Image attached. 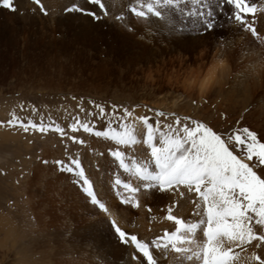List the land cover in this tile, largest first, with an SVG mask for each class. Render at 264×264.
Returning <instances> with one entry per match:
<instances>
[{
	"label": "rangeland",
	"instance_id": "374dc122",
	"mask_svg": "<svg viewBox=\"0 0 264 264\" xmlns=\"http://www.w3.org/2000/svg\"><path fill=\"white\" fill-rule=\"evenodd\" d=\"M41 2L47 15L33 0H14L15 11L0 7V122H5L0 124V264H136L131 259L133 249L116 238L109 217L93 206L75 178L61 172L54 162L79 157L112 218L117 217L125 231L145 240L175 227L166 220L170 205L173 214L186 220L192 218L191 201L195 196L183 188L180 191L184 197L179 192L142 191L139 209L121 205L113 190L114 180L118 177L134 186L139 181L123 172L111 157L110 151L117 146L82 129L72 132L68 126L79 119L102 130L105 119L99 117L96 105H103L109 114L116 105L118 116L128 108L133 118L152 116L150 122H154L149 109H159L175 113L182 122L185 117L204 122L221 134L247 127L264 142V28L259 26L264 0H250L257 3L260 11L255 20L260 41L228 20L226 17L234 9L221 5L219 0L210 5L217 19L214 30L197 29L189 18L188 31L173 33L166 25L157 24L155 18H141L146 23L144 32L128 30L131 36L124 37L125 42L113 41L111 34L97 32H109L111 25H125V18L136 19L127 12L133 0H122V20L117 19L120 13L108 12L104 16L98 6L78 0L74 4L102 17L94 20L78 12V21L65 19L68 12L60 10L52 16ZM91 26L97 28L93 32L97 34L96 46L92 45L91 36L80 32ZM219 60L228 68L227 77L222 76L221 80L244 81L249 90L245 84L228 92L219 91L217 86L201 90L200 80ZM190 84L195 88H185ZM219 112L222 118L215 123ZM13 114L25 122L63 127L66 136L55 131L25 133L11 128L6 121ZM160 119L165 124L174 123L171 115ZM138 129V138L142 139L146 129L142 125ZM71 136L85 143H73ZM119 147L127 156L139 160L150 156L143 143L132 148ZM263 172L264 169L258 170L262 177ZM14 239L20 246L13 244ZM253 252L264 258V246H253L241 253L242 259ZM167 264L172 261L169 259Z\"/></svg>",
	"mask_w": 264,
	"mask_h": 264
},
{
	"label": "snow or ice",
	"instance_id": "6c2138e0",
	"mask_svg": "<svg viewBox=\"0 0 264 264\" xmlns=\"http://www.w3.org/2000/svg\"><path fill=\"white\" fill-rule=\"evenodd\" d=\"M33 2L47 15L41 0ZM88 2L98 6L104 16L108 15L104 0ZM216 3L217 0H133L127 12L136 18L158 19L173 33L188 31L189 18H192L193 27L211 31L217 27V19L210 5ZM219 3L233 7V12L226 17L228 20L235 21L242 31L251 33L254 40H261L255 21L251 19L257 12L255 2L219 0ZM0 7L15 11L14 0H0ZM65 12H81L94 20L102 18L75 4L67 7ZM124 18L123 14L117 17L118 20ZM204 83L207 85L209 81ZM96 107L99 117L105 119L102 130L79 119L68 127L72 132L82 129L117 146L110 151L111 157L123 172L139 181L134 186L131 181L125 182L118 177L114 180L113 190L121 205L139 209V194L142 191L179 192L184 197L185 193L180 191L183 188L195 196L191 201L194 205L192 218L186 220L173 214V206L170 205L166 220L175 227L145 240L125 231L112 218L109 207L98 198L93 182L85 174L79 157L67 162H54L61 172L71 174L90 203L109 217L116 238L133 249L131 259L136 264H167L169 259L172 264H245V261L264 264V258L255 252L243 259L241 256V253H247L249 247L264 246V177L258 174V170L264 169V142L254 131L245 127L231 134H221L204 122L191 120L190 117H185L182 122L175 113L159 109H149L155 117L154 122H150L152 116L133 118V112L128 108H124L123 115L118 116L116 105L112 106L110 114L106 113L103 105ZM167 115L174 117V123L161 121L160 118ZM6 125L20 128L25 133L30 130L40 133L55 131L66 136L63 127L32 120L25 122L15 114L6 121ZM138 125L146 129L142 139L138 138ZM69 138L73 143H85L76 136ZM141 143L150 150L146 160L129 157L119 147L132 148ZM148 211L151 212V209Z\"/></svg>",
	"mask_w": 264,
	"mask_h": 264
},
{
	"label": "bare ground",
	"instance_id": "6f19581e",
	"mask_svg": "<svg viewBox=\"0 0 264 264\" xmlns=\"http://www.w3.org/2000/svg\"><path fill=\"white\" fill-rule=\"evenodd\" d=\"M44 1V3H45V7H47V9H48V11L50 12V14L52 15V16H56V15H58V13L57 12H59V10L62 12V13H65L64 11H65V9L68 7V5H70V4H74V3H76L78 0H43ZM104 2H105V4H106V7H107V9H108V12H111V13H115V14H118V13H120L121 15L123 14L124 15V11H125V9L123 8V4H122V0H104ZM260 8V7H259ZM260 12V11H259ZM78 14V12L76 13V12H71V13H68V17L67 18H65V19H68V18H73L74 20H76V21H78V19L79 18H81V16H78L77 15ZM260 15V17L262 18L261 20H259V26H261V27H263L264 28V10L261 12V14H259ZM64 16V15H63ZM66 16H67V14H66ZM84 18H88V19H90L88 16H85ZM128 18V17H127ZM174 18V17H173ZM175 19V18H174ZM63 20V19H62ZM65 21V20H64ZM86 21H89V20H87L86 19ZM69 22V21H68ZM91 23H92V25H93V21H90ZM124 23H125V25H121L120 24V26H117L116 24H115V27H114V25H111L110 26V31L109 32H97V34H104L105 36L106 35H108V34H111L112 35V38H113V41H124L125 42V38L124 37H130L131 35H130V33H129V31L128 30H132V31H135V32H138V33H143L144 32V30H145V25L144 24H146L145 23V20H143V19H141V18H136V19H129L128 18V20L125 18L124 19ZM157 24H160V25H165L163 22H161V21H159L158 19H157ZM97 25V24H96ZM68 26L69 27H71L72 26V24L69 22L68 23ZM98 27V26H97ZM165 27V26H164ZM102 28V27H101ZM127 28V29H126ZM163 28V27H162ZM71 29H76L75 27H72ZM166 29H167V27H166ZM91 30V31H90ZM95 30H97V28L95 27V26H91V27H89L88 29H86V30H83V31H80L81 33H83L85 36H91V39L90 40H93L91 43H92V45L93 46H96L94 43H95V39H96V36H97V34L95 35V34H93V32H96ZM137 30V31H136ZM80 35V34H79ZM79 38H80V36H79ZM111 38V37H110ZM102 39V38H101ZM99 40V39H98ZM110 40H108V42H109ZM122 41V42H123ZM100 42V41H99ZM112 42V41H111ZM97 44V43H96ZM121 45H125L126 46V44L125 43H120ZM98 45V44H97ZM191 45V44H190ZM187 46V45H186ZM109 47H111V48H113V46H109ZM108 47V48H109ZM121 47V46H120ZM110 48V49H111ZM114 49H116V48H114ZM249 50V49H248ZM247 51V50H246ZM216 56V55H215ZM219 56V55H218ZM218 58V57H217ZM220 61V60H219ZM255 65V64H254ZM257 66V65H256ZM256 69V68H255ZM257 69H259V68H257ZM260 70V69H259ZM263 71H264V66H263ZM199 73V72H198ZM227 73H228V68L223 64V63H221V61L220 62H215V63H213V65H211V67H210V69H209V72L205 75V76H203V78L200 80V88H201V90H203V91H208V90H211V89H213L215 86H217L218 87V89H219V91L221 90V91H225V92H228V90L229 89H232V91H233V89H234V87L235 88H237V87H239V86H244L243 84H245L246 85V87L248 88V90H249V87H248V83H246V82H244V81H240L239 83L236 81H233V80H231V81H228V80H221V77L222 76H226L227 77ZM261 73V72H260ZM259 73V74H260ZM200 74V73H199ZM202 75H204V73L202 74ZM201 76V75H200ZM200 76H199V78H200ZM239 76V75H238ZM243 76V75H242ZM241 76V74H240V76L239 77H242ZM202 77V76H201ZM244 77H246V76H243V78ZM198 78V79H199ZM247 78V77H246ZM248 79V78H247ZM247 79H245V80H247ZM206 80H208L209 81V83L207 84V85H205V81ZM256 80V79H255ZM260 81V80H259ZM186 82V81H185ZM256 82H258V81H256ZM253 83V82H252ZM188 84V83H187ZM257 85V84H256ZM250 86H252L251 85V82H250ZM188 87V88H187ZM185 88H187V89H190V88H192V89H194L195 88V86H193V85H185ZM253 89H254V87H252ZM255 88H256V86H255ZM200 91V90H199ZM230 91V90H229ZM235 91V90H234ZM246 91V90H245ZM216 93H219L218 91L216 92ZM247 93V91L245 92V94ZM207 94V93H206ZM226 94V93H225ZM224 94V95H225ZM231 94H232V92H231ZM231 94H229V96H228V98L230 99V98H232V96H233V94H232V96H231ZM244 94V93H243ZM244 94V96H246ZM227 95V94H226ZM225 95V96H226ZM202 96H203V92H202ZM205 96V95H204ZM207 97V96H206ZM233 97H235V96H233ZM192 98V97H191ZM238 98H240V97H238ZM213 99V98H212ZM237 99V98H236ZM231 100V99H230ZM229 100V101H230ZM233 101V100H232ZM235 101V100H234ZM237 101V100H236ZM235 101V102H236ZM239 101V100H238ZM233 105H234V103H233ZM235 105H237V104H235ZM263 106V105H262ZM232 107V106H231ZM238 107H239V105H238ZM240 107H242V106H240ZM236 108V107H235ZM227 109H228V106H227ZM239 109V108H238ZM208 110V109H207ZM228 111H229V109H228ZM234 113V112H233ZM235 114V113H234ZM257 114V113H256ZM225 115V114H224ZM227 115V114H226ZM232 115V114H231ZM212 115H210L209 116V118L211 117ZM217 117H219L217 120H215V123H216V121H219L220 122V120L219 119H221L222 118V112H219V114H218V116ZM212 118V117H211ZM264 173V172H263ZM83 197V196H82ZM113 204H115V202L113 203ZM114 206V205H113ZM116 206V205H115ZM113 214H114V212H113ZM40 218V217H39ZM39 218H38V222L40 221L39 220ZM114 219H116V221H118L119 222V220H118V218L117 217H113ZM42 223V222H41ZM99 224V223H98ZM40 226H41V224H39ZM8 234H9V232H8ZM41 234H42V232H41ZM8 237H10V234H9V236ZM7 238V237H6ZM19 239V238H18ZM20 240V239H19ZM18 243H20L17 239L15 240L14 239V241H13V244L14 245H17ZM21 244V243H20ZM20 244H18L19 246H20ZM7 245V244H6ZM22 246V245H21ZM24 246V245H23ZM25 248V247H24ZM7 250V249H6ZM128 264H135V263H133L132 261H129V263Z\"/></svg>",
	"mask_w": 264,
	"mask_h": 264
}]
</instances>
